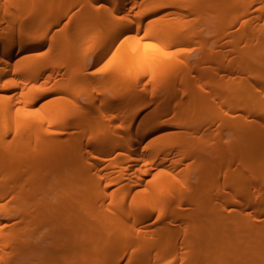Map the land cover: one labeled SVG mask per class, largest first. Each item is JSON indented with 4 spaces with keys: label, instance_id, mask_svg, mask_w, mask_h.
Returning <instances> with one entry per match:
<instances>
[{
    "label": "bare ground",
    "instance_id": "1",
    "mask_svg": "<svg viewBox=\"0 0 264 264\" xmlns=\"http://www.w3.org/2000/svg\"><path fill=\"white\" fill-rule=\"evenodd\" d=\"M263 72L264 0H0V264H264Z\"/></svg>",
    "mask_w": 264,
    "mask_h": 264
},
{
    "label": "rangeland",
    "instance_id": "2",
    "mask_svg": "<svg viewBox=\"0 0 264 264\" xmlns=\"http://www.w3.org/2000/svg\"><path fill=\"white\" fill-rule=\"evenodd\" d=\"M255 7H256V6H255ZM236 11H237V9H236ZM236 11H234V9L232 10L233 13H235ZM253 11L256 12V9L254 8ZM229 13H230V12H229ZM238 31L240 32L239 29H237V30L234 31V36H235V37H238V36L240 35V33H239ZM237 34H238V35H237ZM236 35H237V36H236ZM234 36H233V37H234ZM254 76H255V75H254ZM253 81H255V82H260V84H261V85H260L261 88H264V72H263V74H262V73H261V74L258 73L257 76H255V78L253 77ZM256 85L259 86V84H257V83H256ZM261 110H263V112H264V107H263V109H261ZM261 110H260V111H261ZM259 115H263V114L259 112ZM259 117H261V116H258L257 118H259ZM259 119H260V118H259ZM263 151H264V149H263L261 152H263ZM261 152H260V153H261ZM119 256H120V261H119V263H126V262H128V255H127V254H123V253L121 254V253H120ZM166 260L168 261L169 259H166ZM166 260H164V262H166ZM31 264H32V263H31ZM95 264H98V263H95Z\"/></svg>",
    "mask_w": 264,
    "mask_h": 264
},
{
    "label": "snow or ice",
    "instance_id": "3",
    "mask_svg": "<svg viewBox=\"0 0 264 264\" xmlns=\"http://www.w3.org/2000/svg\"><path fill=\"white\" fill-rule=\"evenodd\" d=\"M151 47L155 48L156 46H155V45H151ZM163 54H164L165 56H168V55H169V53H167V52H164Z\"/></svg>",
    "mask_w": 264,
    "mask_h": 264
}]
</instances>
